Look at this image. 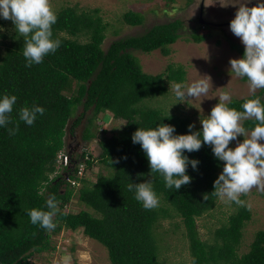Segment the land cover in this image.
Masks as SVG:
<instances>
[{
    "label": "trees",
    "instance_id": "1",
    "mask_svg": "<svg viewBox=\"0 0 264 264\" xmlns=\"http://www.w3.org/2000/svg\"><path fill=\"white\" fill-rule=\"evenodd\" d=\"M57 16L53 34L61 46L31 67L26 66L23 56V38L14 30L6 43L3 39L8 36L0 32V94L17 96L13 123L0 128V264H31L35 255L54 250L53 239L64 231H82L99 242L107 249L111 264H164V238L157 225L174 216L167 209H144L128 190L132 182L152 179L158 197L182 219L193 264H264V231L257 232L248 253L239 255L244 230L252 219L247 205H237L215 230L211 242L200 238L198 220L216 208L219 198L211 192L223 167L211 146L204 144L198 151L185 153L200 163L195 170L189 165L187 173L192 180L177 191L167 188L159 173L150 175L145 153L132 142L139 127L165 123L174 125L176 134H186L188 125L194 124L190 117L149 104L166 97L170 83H184L185 68L170 65L166 72L150 75L135 54L161 51L164 56L171 55L184 23L176 20L156 25L104 49L109 24L99 9L66 7ZM124 22L142 26L145 16L130 11ZM193 37L197 43L205 39L198 34ZM239 51L245 52L242 48ZM263 94L264 89L229 106L242 111L246 100ZM33 105L44 107L45 112L28 126L19 120L18 110ZM107 114L125 124L100 142L97 162L92 155L83 160L85 152L70 153L69 164L64 165L59 156L66 153L68 134L73 138L76 129L85 124L82 142L90 143L96 138V122ZM17 125L19 130L10 135L7 129ZM254 126L252 119L243 124L247 132ZM199 129L195 125L192 130ZM96 163L109 174L96 176L92 183L86 174ZM50 195L55 196L60 211L54 218L57 227L46 231L32 224L27 213L33 208L47 210ZM71 204L84 209L70 212Z\"/></svg>",
    "mask_w": 264,
    "mask_h": 264
},
{
    "label": "rangeland",
    "instance_id": "2",
    "mask_svg": "<svg viewBox=\"0 0 264 264\" xmlns=\"http://www.w3.org/2000/svg\"><path fill=\"white\" fill-rule=\"evenodd\" d=\"M50 3L56 13L62 8L76 6L81 11L99 9L100 16L109 24L104 49H108L116 40L142 35L153 26L181 20L184 23V29L180 31L181 38L172 45L171 55L164 56L161 51L152 54L142 52L135 54L147 74L159 75L166 72L170 65H178L183 66L187 72L186 81L182 84H191L202 78L208 81L207 94L185 103H179L180 101L176 99L173 89L177 83L174 82L168 85L169 91L166 97L155 98L157 100L149 102L152 107H160L170 113H180L190 117L199 128H202L200 120L210 114L212 108L219 102V96L224 92L230 93L229 103H231L263 91V89H257L253 93L249 83L243 80L244 77L230 74V59L241 58L243 54L240 53L239 48L245 50L240 38L236 37L229 27L239 7L235 4V0H50ZM257 3L259 0H251L248 6L252 7ZM130 11L145 16L142 26L131 27L124 22V15ZM202 18L207 23H202L200 21ZM0 26L3 28L0 32L8 36L3 39L4 42L9 43V37L14 32L12 21L0 19ZM193 34L203 36L204 41L197 43ZM80 40L88 41L84 38ZM1 47L4 51V46ZM262 97L264 98V94ZM244 122L245 120L242 121V126ZM124 124L122 120H116L111 114H107L96 122V128L93 129L96 138L90 143L82 142L85 124L79 126L73 138H70L68 134L69 149L73 146L74 152L78 154L86 151L87 155L83 160H87L89 155H92L97 162L101 153L100 142L103 138H110L117 133ZM243 139L244 136L241 135L238 141L231 142L229 146L235 147L236 143L242 142ZM101 174L108 175L109 172L96 163L93 169L87 171L86 177L94 183L97 180L96 176ZM241 199L246 201L247 206L250 205L248 208L252 213V219L244 230L243 242L239 249L240 256L249 252L257 232L264 231V191L253 188L248 194L242 195ZM83 209L84 207L78 204H71L69 208L73 213ZM156 209H167L174 216L157 225V231L164 238L163 247H161L164 264H193L182 219L177 217L175 211L168 208V204L160 197ZM237 209L238 206L235 203L218 199L215 210L198 220L200 238L211 242L215 230ZM53 246L54 250L32 257L31 264H63L64 256L71 257L70 264H111L107 249L99 242L86 237L82 231L62 232L53 239Z\"/></svg>",
    "mask_w": 264,
    "mask_h": 264
},
{
    "label": "clouds",
    "instance_id": "3",
    "mask_svg": "<svg viewBox=\"0 0 264 264\" xmlns=\"http://www.w3.org/2000/svg\"><path fill=\"white\" fill-rule=\"evenodd\" d=\"M250 2L251 0H235L239 7L229 27L240 38L245 52L241 58L230 59L229 64L230 74L246 77L250 90L255 93L257 89H264V0H259L252 7L248 6ZM0 19L11 20L15 32L23 38V56L27 67L42 63L47 55L55 53L61 46V41L54 38L53 34V25L58 16L50 0H0ZM0 31H3L2 26ZM173 91L179 103H185L207 94L209 83L203 78L191 84L177 83ZM230 101V93L221 94L210 114L200 120L202 128L193 131L195 125L190 124L186 134H176L175 126L165 123L150 128L139 127L132 135V142L139 144L145 153L150 175L153 177L154 173H159L167 188L180 190L192 180L187 173L189 165L195 170L200 163L197 159H190L185 153L198 151L207 144L211 146L214 157L223 162L222 172L213 184V195L245 206L246 201L241 199L242 195L248 194L253 188L264 191V98L255 96L246 100L241 105L242 111L230 107ZM16 102V95L0 94V128H7L13 123L11 114ZM44 112L45 108L39 105L25 106L18 110V116L20 121L31 126L38 114L43 115ZM248 119L255 121L250 134L242 126V121ZM7 130L10 135H15L19 126ZM241 135L244 136L243 141L230 147V143L238 141ZM70 153L76 151L72 147L69 149L67 145L66 153L59 156L64 165L69 164ZM128 190L134 192V198L146 210L159 205L153 179L132 182L128 185ZM204 199H207V193L204 194ZM46 208L47 210L33 208L27 215L32 224L52 231L57 227L54 218L60 211L54 195L47 198ZM70 262V256L63 257V264Z\"/></svg>",
    "mask_w": 264,
    "mask_h": 264
},
{
    "label": "flooded vegetation",
    "instance_id": "4",
    "mask_svg": "<svg viewBox=\"0 0 264 264\" xmlns=\"http://www.w3.org/2000/svg\"><path fill=\"white\" fill-rule=\"evenodd\" d=\"M203 11V10H202ZM201 15H203V12H201ZM202 20H203V18H202ZM201 21V20H200ZM204 23H207L206 21H203ZM70 138H72L71 136H70ZM80 146V144L78 145V147ZM73 149H75L73 146H71Z\"/></svg>",
    "mask_w": 264,
    "mask_h": 264
},
{
    "label": "water",
    "instance_id": "5",
    "mask_svg": "<svg viewBox=\"0 0 264 264\" xmlns=\"http://www.w3.org/2000/svg\"><path fill=\"white\" fill-rule=\"evenodd\" d=\"M201 22L204 23L203 20H201Z\"/></svg>",
    "mask_w": 264,
    "mask_h": 264
},
{
    "label": "built area",
    "instance_id": "6",
    "mask_svg": "<svg viewBox=\"0 0 264 264\" xmlns=\"http://www.w3.org/2000/svg\"><path fill=\"white\" fill-rule=\"evenodd\" d=\"M66 160V159H65Z\"/></svg>",
    "mask_w": 264,
    "mask_h": 264
}]
</instances>
